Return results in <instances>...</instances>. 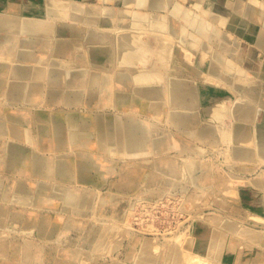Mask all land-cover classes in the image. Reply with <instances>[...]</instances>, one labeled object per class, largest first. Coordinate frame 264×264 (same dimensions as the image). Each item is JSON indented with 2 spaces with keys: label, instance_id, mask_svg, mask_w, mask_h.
<instances>
[{
  "label": "bare ground",
  "instance_id": "6f19581e",
  "mask_svg": "<svg viewBox=\"0 0 264 264\" xmlns=\"http://www.w3.org/2000/svg\"><path fill=\"white\" fill-rule=\"evenodd\" d=\"M51 1L46 8L50 14L57 18L83 17L85 24L66 21L42 28L38 18L7 13L3 8L6 0H0V31L15 35L13 44L5 41L0 48V68L9 63L7 71L0 70V92H5L6 104H0L4 106L0 109V132L5 133L0 135V170L6 163L15 171L23 165L38 177L34 183L23 178L15 180V209L0 204V259L65 264L60 257L76 262L83 251L54 248L50 258L46 252L25 249L28 241L20 237L30 232L24 227L32 226L31 231L36 230L46 243L57 242L71 229L72 215L84 216L94 210L95 220L106 222V204L115 196L129 194L131 201L148 202L144 196L153 194L161 184H184L182 210L218 203L219 208L228 206L233 211L234 205L226 204L234 200L244 211L254 210L258 218L264 219V116H260L264 111V65L260 67L252 56L249 58L255 65L241 64L248 54L245 45L221 27H240L242 16L259 20L261 30L253 38L258 47L264 48V0H207L209 6L204 5V0H191L201 13L185 7L182 0H87L114 3L121 7L116 11L72 0ZM230 14H234L232 21ZM96 18L101 19L99 26L107 28L93 27L100 34V42L92 44L86 35L91 28L88 23ZM49 28L55 31L53 39L45 40L41 35ZM27 34L37 37L28 39L30 46L20 44ZM47 44L53 48L46 50ZM89 44L93 59L88 62L85 54ZM54 48L69 52L79 63L50 55ZM41 52L46 54L42 59ZM24 61L32 65L21 69L14 65ZM65 68L78 69L66 72ZM95 68L102 73H94ZM64 81L66 86H62ZM41 90L42 103L48 107L55 105L61 93L59 99L66 105L82 107L86 102L95 109L112 105L124 113L90 117L80 112L68 119L67 115L63 119L38 115L29 125L18 121L15 116L23 110L13 107V95L25 104L33 103L31 98ZM104 98L109 102L103 104ZM24 109L31 111L26 106ZM142 110L157 124L136 114ZM26 143L34 149L27 152L23 146ZM210 150L229 153L230 168H225V162L219 166L228 175L223 183L210 177L211 168H207L205 181L201 182V175H197L206 169L198 156ZM174 152L186 155L182 158L184 164L175 159ZM71 154L74 159H70ZM118 161L125 164L121 176L107 193H102L99 202L97 189L76 191L66 185L70 179L93 181L106 177ZM255 168L260 170L248 176ZM2 173L0 182L4 181ZM49 178L55 181L49 183ZM220 185L223 189H219ZM34 188L38 190L36 194H27ZM55 192L60 193L62 202L58 214L67 213L68 217L35 212L25 215L23 208L27 206L39 210L57 208L52 195ZM232 218L217 211L198 212L188 230L174 228L162 243L147 237L157 235L152 226L148 231H136L128 225V217L124 222L116 221L115 227L120 236H135L137 249L127 256L131 264H264V231L248 236ZM90 234H84V242H91ZM91 248L93 254L96 248L93 244Z\"/></svg>",
  "mask_w": 264,
  "mask_h": 264
},
{
  "label": "rangeland",
  "instance_id": "374dc122",
  "mask_svg": "<svg viewBox=\"0 0 264 264\" xmlns=\"http://www.w3.org/2000/svg\"><path fill=\"white\" fill-rule=\"evenodd\" d=\"M242 43L244 45L246 43L249 44V42H244V41ZM247 47H249V45H247ZM258 59H260V58L258 57ZM34 107H36V109L38 108L37 106H34ZM104 111H114L115 112L116 110H115V108L107 107L104 109ZM140 116L149 118L148 116H145L143 114H140ZM173 155L177 161H181V164H184V161L182 158H185L186 155H180L177 152H174ZM198 158L201 159L200 160L201 164L204 165L206 168L205 170L199 171L197 174V175H199V174L201 175V177H200L201 182L205 181V177L207 176V172H208L207 168H209V169L213 168V170L210 169V172L212 174V175H210V177L215 176L214 178H216L217 183H220V182L223 183L224 181L227 180L226 176H228V175L219 166H220V163L225 162L224 163L225 168H227V169L230 168L228 165L229 164L228 162H230L229 153H226L225 151L214 152V151L210 150V151L205 152L204 155L198 156ZM123 165H125L123 161H118L116 163L115 168L112 170L111 174L108 175L109 177L107 176V178H106L107 181L105 180V184L101 188L102 190L97 189V191H98L97 202L100 201V197L102 196V193H107L109 191V189L111 187L110 184L116 183L118 181V179L121 176L120 172H121V167H123ZM259 170L260 169L255 168V170L252 171V174H250L248 176H252V175L256 174V172ZM161 180L164 181L163 179H161ZM183 185H184L183 183H179V182L177 183V185L175 184L174 186H170V185L165 186L164 184H161L159 187H156L157 189L155 188V191L153 194L147 193L144 196V197H146V199H149V200H147L148 202H145V201L142 202V201H138V200H136V201L132 200L131 201L129 199V196H130L129 194H124L123 197H121L120 195H117V196H115V199L108 201L106 204V210H105L106 215L103 218H105V219L108 218V221H106V222H102V220L96 221L95 217H94L96 215V212L94 210L90 211L89 213H87L84 216L72 215V218H73L72 224L73 225H72L70 230H67L65 232L66 234L63 233L59 237L60 240H59V238H57V242H56V240H54V241L46 243L42 238L39 239L38 236L37 237L33 236V233H31L29 236H26L30 239V247H31L30 249H27V250L33 251L34 246H37V247L42 246V248H39L42 250V254L46 252L48 257H50V258H53L54 248L58 249L59 247H63V250H66V251L67 250H74V249H76L77 251L78 250L83 251V254H81L79 256V258L77 259L78 261H76V262L70 261L69 259L64 260L63 258L59 257L58 259L62 260V262H64L65 264H131L130 262H127L128 261L127 256L129 255L130 251L134 252V250L137 249L136 248L137 243L135 242V239H133V237H135V236H133L134 234H130L127 237L120 236V232H119L117 226L115 227L116 223L124 222L127 219V217L129 218L128 219V221H129L128 225H130L132 228H134V230L137 229L136 231H143L144 229H145L144 231H148L150 229V227L152 226L151 229H153L155 232L158 231V232H156L157 235L156 234H148L147 237L148 238H155L160 243L166 241V238H167L166 236L170 235V232L173 233L174 228H175V231L180 230V232L188 230V228L192 224L194 218H196V215L198 212L199 213L202 212L204 214V213H210L213 211H217L218 213L221 212L222 215H225V214L232 215L233 216L232 222L235 223L234 225H236V227L241 229L243 232L245 231V233H247L248 236H251V235L252 236H254V235L258 236L259 234L261 235L263 233V231H264V219L258 218L259 215L254 210L244 211L243 206L234 200L228 199L229 203L226 204V205L233 204L234 208H235V209H233V211L232 210L230 211V209H228V206H225V208L223 207L222 209L219 208L218 203H214L213 205H209V206H208V204H206L207 206L205 205L204 208H199V207H196L197 205H195L194 206L195 208L187 207L186 209L182 210L181 209V204H182L181 198H182V194H183L182 192L183 191L181 190V188ZM243 185H245V184H243ZM222 186L220 185L219 189H223ZM209 189L212 190L213 188L209 187ZM167 191H170V193H167ZM167 194H169V195H167ZM168 196L171 197L172 199L168 198ZM151 197L153 198V200L150 199ZM165 198H168V202H167V199H165ZM154 199H156V200H154ZM176 199H178V200L180 199L179 202ZM109 202H110V205H109ZM163 202H164V204H163ZM142 203H144V204H142ZM150 203H151V205H150ZM154 203L155 204L157 203L156 204L157 206ZM173 203H174V205H173ZM55 204L58 206L57 209H59V208H61L60 206H61L62 202L60 200H58L55 202ZM133 205H134L135 209L131 210ZM118 211H119V213H118ZM187 212H188V214H187ZM108 213H109V215H108ZM128 214H129V216H127ZM68 216L69 215L67 213L61 214V219H63L64 217H68ZM189 216H190V218H189ZM93 220H94V222H93ZM139 220H141V222ZM179 221L181 224H179ZM177 223H178V225H176ZM145 224H146V226H145ZM254 225H256V226H254ZM147 227H149V228H147ZM164 228H166V229L164 230ZM171 229H173V230H171ZM92 230H94V231H92ZM167 230H168V233H167ZM88 231H89V233H88ZM90 233H92V235H93L91 242H89L90 238L88 239L89 240L88 242H84L83 241L84 234H86V236H87V235H91ZM125 241H126V243H125ZM115 243H116V246L118 248L115 246ZM92 244L96 248V249H94L93 254L91 251V249H92L91 245ZM103 248H104V250H103ZM129 261H131V260H129ZM263 262H264V260H263ZM0 264H10V263H8L6 260L0 259Z\"/></svg>",
  "mask_w": 264,
  "mask_h": 264
},
{
  "label": "crops",
  "instance_id": "0c3cea01",
  "mask_svg": "<svg viewBox=\"0 0 264 264\" xmlns=\"http://www.w3.org/2000/svg\"><path fill=\"white\" fill-rule=\"evenodd\" d=\"M63 2V0H61ZM73 2L75 3H78V4H92L94 6H97V7H106L110 10H113V11H116L118 9H121L120 6H117V5H113L110 3V4H104L102 3L101 1H87V0H72ZM181 2V0H178ZM186 1V2H185ZM52 2L51 0H6L5 3H3V8H5V10H7L6 12L7 13H15L17 12V14H26V15H30V16H33L35 18H38L40 20H42V28L45 26H50V25H58L60 24L61 22H76L77 24L78 23H82V24H85L84 22V19L83 17H80V18H57V16H54V14H50L48 12V10L46 9L48 4ZM92 2V3H91ZM182 3L185 5V7H188V8H191L193 9L194 11L198 12V13H201L200 9H197L193 4H192V1L191 0H182ZM101 5V6H100ZM106 5V6H105ZM204 5L205 6H209L207 0H204ZM39 9V10H37ZM160 13H163V11H160ZM233 16L234 14H230L229 17H230V20L232 21L233 19ZM207 17V16H206ZM215 22V21H213ZM217 24V22H215ZM233 23V22H232ZM88 24L91 25V28H89L88 32H87V35H86V40L87 42H100V40L98 39L100 37V34L96 31L97 29L93 28V27H96V26H99L101 24V19L100 18H96L94 21L89 22ZM240 27L235 26H231V27H227L226 25L224 26H221L223 30H225L227 33H230L232 34V38H234L235 40L237 41H240L242 45H244L242 42H249V44H245V47H246V52H248V54H246V56L244 55L243 56V59H241L240 63L243 64V65H248L249 66L253 63L250 61V56L253 57L254 60H258V62L260 63V67H262L261 65H264V48H260L258 47L256 44H255V40H254V35H256L257 33L260 32L261 30V21L259 20H254V19H250L248 17H241L240 18ZM226 27V28H225ZM96 28H99L100 30H103L107 27H103L102 25L99 26V27H96ZM110 28H108L109 30ZM107 30V29H106ZM111 31H113V29H110ZM99 31V30H98ZM55 31L53 30V28H49V29H44V32L42 33V38L45 39V40H51L53 39V33ZM30 35H34V34H30ZM32 36H28V34L25 36H23L21 39H20V44L23 43L24 46H30L31 44H27L28 42V39L29 38H37V37H32ZM37 36V35H35ZM14 38H15V35L11 32H5V31H0V48H1V45L3 42L5 41H8L10 44H13L14 43ZM84 43H86V41L84 40L83 41ZM93 44V43H92ZM247 45H249V47H247ZM48 44L46 45V50L47 49H52L53 47L51 46L50 48H48ZM91 44L88 45V54H85V59L89 62L92 61L93 59V55H92V51L90 49ZM29 48V47H28ZM256 48V49H255ZM261 49V50H259ZM45 50V51H46ZM250 51V52H249ZM53 53L49 52L50 55H54V56H58L59 58H64V59H67V60H73L75 63H79L78 60H76V58H74V56H72L71 54H69V52L65 53L64 50H62L61 48H54L52 50ZM82 51H78L79 54H82L81 53ZM42 55H46V54H43L42 52L40 53V58L42 59ZM231 57V55H230ZM258 57L260 59H258ZM84 59V60H85ZM81 61V60H80ZM21 63V64H20ZM20 63H15L14 65H17L16 67L17 68H26L25 66H31V61H24V62H20ZM262 63V64H261ZM252 65H255V64H252ZM75 67H78V66H75ZM7 69H9V63L5 66H3L2 68H0L1 72L3 71H7ZM29 70V68H27ZM66 69V68H65ZM78 68H67L66 69V72L67 71H75L77 70ZM94 73H102L100 72L99 70H92ZM9 76L8 75H4L3 78H8ZM37 81L38 83H42V80H33V79H30L29 81ZM65 85L66 86V83L64 81V83L62 84V86ZM43 88L44 90L47 89V87L45 86V83L43 84ZM18 95L21 97L20 95V90H18ZM19 96H15L13 95V98L12 99V102H13V107L16 108V109H21L23 110L21 112V115L19 114L18 116H15V117H18V121H21V122H25L26 124H30L32 123L33 121V118L35 117V119L37 118L38 115H40V117L42 116H48L50 117L51 115L53 116H56L60 119H63L64 116L67 115V119L71 116H79V113H88V115H90V117L92 116H95L96 114H103V113H109L111 116H116V115H120V114H123L124 112L118 110V109H115L116 111H104L105 108L107 107H112L114 108V106L112 105H108L106 107H104L103 109L100 108V109H95V108H89L87 103L84 102L83 104L84 105H80L82 107H78V106H75V105H66L64 103V100H60L59 97L61 96V93L60 95L58 96V99L55 103L54 106H50L48 107V105L42 103V90L35 94L31 100H33L34 102L33 103H27L25 104L24 103V100H22ZM8 97H9V94H8ZM4 98H5V92H0V104L3 103L5 104V101H4ZM37 100V101H36ZM103 104H106L109 102L108 98H104L103 100ZM6 105V104H5ZM25 106L27 108H30L31 111L30 112H25ZM34 106H37L38 108L36 109V107ZM4 106H0V109H2ZM45 110V111H44ZM34 111V112H33ZM146 111H140V112H137L136 114L141 117V118H144V119H148L149 121H154L156 124H157V121L152 119L151 116H148L145 114ZM140 114H143L145 116H148L149 118H146V117H143V116H140ZM260 116H264V111H261L260 113ZM175 130V128H174ZM5 133H1L0 132V135H3ZM17 143L22 145L21 142L19 140H17ZM23 146H26V148L28 150H26L27 152H29L30 150L34 149L32 148L31 144H23ZM35 151V150H34ZM42 154V153H41ZM75 156L71 154V157L70 159H74ZM22 170V171H21ZM1 172H3L2 174L4 175V181H1L0 182V186L2 188V190L0 191V204H3L4 206H9L10 208L12 209H15V207L17 206V203L15 204V201H13V199L15 198V194H14V189H15V186H14V182L16 179H20V178H23V179H28L30 182H35V179L38 178L36 177L35 175H33L30 171H27L25 167L20 166V168L18 167V170L15 171V168L14 167H11L8 165V163H6L4 165V169L0 170ZM21 172H23L22 174H20ZM6 174V175H5ZM18 174V175H17ZM111 174V173H108L106 174V177H103V178H98L96 177L95 180H89V181H84V180H72L70 179V181L66 180L65 179H60L62 181H65L66 182V185L69 186L71 189H74L76 191L78 190H81L82 188H89L91 190H95V189H101L103 187V185L105 184V180L107 178V176ZM39 181H42V180H39ZM49 183H53L55 181L54 178H49ZM111 185V184H110ZM14 186V187H13ZM39 188V187H37ZM87 189V190H89ZM38 192V190H36L35 188L33 190H30L29 193L27 194H36ZM42 193V192H41ZM55 196L56 198V201L60 200V193H57L55 192L54 194H52ZM20 207V206H19ZM23 208V207H22ZM58 208V206H57ZM50 209V208H46V209H38V208H34L33 206H27L25 208H23L25 210V215L27 216H30V215H33V213H38L39 215H42L43 214H50V215H58L59 217H61V214H58V210L59 209ZM38 209V210H37ZM43 210V211H42ZM50 210V211H49ZM56 210V211H55ZM61 212V211H60ZM37 214V215H38ZM32 226H25L24 227V230L26 231H29L30 233H24L22 235V240H26L28 241L27 244H24V248L25 249H30V239L26 236H29L31 233H33V236H38L39 238H42V236L38 234V232L35 230V231H31L32 229ZM39 248H42V246L40 247H37V246H34V249H37V252L40 250V252L42 253V250L39 249ZM23 260H25V257H22ZM6 261L10 264H26V263H23V262H16V261H11V260H8L6 259ZM28 264V263H27Z\"/></svg>",
  "mask_w": 264,
  "mask_h": 264
}]
</instances>
